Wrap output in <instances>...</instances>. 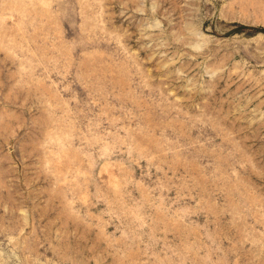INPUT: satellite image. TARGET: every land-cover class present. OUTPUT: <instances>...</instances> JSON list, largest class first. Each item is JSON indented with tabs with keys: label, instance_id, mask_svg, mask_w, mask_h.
<instances>
[{
	"label": "rangeland",
	"instance_id": "obj_1",
	"mask_svg": "<svg viewBox=\"0 0 264 264\" xmlns=\"http://www.w3.org/2000/svg\"><path fill=\"white\" fill-rule=\"evenodd\" d=\"M0 264H264V0H0Z\"/></svg>",
	"mask_w": 264,
	"mask_h": 264
}]
</instances>
